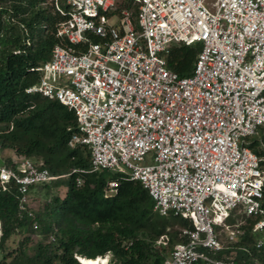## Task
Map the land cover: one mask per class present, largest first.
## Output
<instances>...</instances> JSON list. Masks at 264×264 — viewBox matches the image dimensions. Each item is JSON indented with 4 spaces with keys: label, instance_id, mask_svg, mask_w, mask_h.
Segmentation results:
<instances>
[{
    "label": "built area",
    "instance_id": "1",
    "mask_svg": "<svg viewBox=\"0 0 264 264\" xmlns=\"http://www.w3.org/2000/svg\"><path fill=\"white\" fill-rule=\"evenodd\" d=\"M64 1L62 43L27 94L75 113L70 144L89 149L90 173L140 182L156 213L193 225L164 264H237L219 258V231L230 230L232 241L244 233L228 223L233 215L257 220L264 254V158L250 147L264 130V0H126L134 8L121 11L117 0ZM181 45L201 46L188 77L169 68ZM4 160L0 192L16 190L20 212L33 217L32 188L56 177L42 160ZM118 188L109 182L106 196Z\"/></svg>",
    "mask_w": 264,
    "mask_h": 264
},
{
    "label": "trees",
    "instance_id": "2",
    "mask_svg": "<svg viewBox=\"0 0 264 264\" xmlns=\"http://www.w3.org/2000/svg\"><path fill=\"white\" fill-rule=\"evenodd\" d=\"M117 5L118 11L134 8L126 0H117ZM69 12L64 0H0V150L42 160L56 177L32 188L30 197L50 184L67 190L63 199L52 197L39 212L31 207L33 217L20 212L16 190L0 192V264H81L78 258L106 257L110 264H164L177 244L188 243L184 231L193 230V225L156 213L153 199L140 182L107 171L90 173L89 149L70 144L79 132L75 113L58 101L26 92L40 81L37 69L62 43L58 31L69 20ZM200 51V45L174 47L169 68L181 77L192 75ZM262 143L264 130L250 141L251 149L264 158ZM4 162L11 165L12 159ZM111 181H118L119 188L107 197ZM235 218L228 223L235 225ZM243 219V235L219 258L234 254L237 264H264V254L255 247L257 220ZM33 236L41 237L37 246ZM32 245L37 248L30 253Z\"/></svg>",
    "mask_w": 264,
    "mask_h": 264
},
{
    "label": "rangeland",
    "instance_id": "3",
    "mask_svg": "<svg viewBox=\"0 0 264 264\" xmlns=\"http://www.w3.org/2000/svg\"><path fill=\"white\" fill-rule=\"evenodd\" d=\"M53 0H47V2H52ZM5 154V156H9V155H12L13 154V151L12 150H6L5 152L1 151L0 150V155H3ZM4 156V155H3ZM152 157L149 155L147 158H146V162L145 164L146 165H150L152 164ZM36 189V188H35ZM66 188L64 187H60V188H56L54 187L52 184H50L48 187H46L45 189L43 190H34L32 195H31V207L34 208V210L36 212H39L41 210H43L45 204L52 198V197H60V198H64L65 195H66ZM237 223H242L243 225L246 224V222L244 221L243 218H241L240 216H237ZM217 231L220 230V228L218 227H215ZM219 235H220V240H221V243L225 246V247H228L230 245H233L234 243L238 242L239 239L237 241H232L230 239V230L226 229V228H222L220 231H219ZM19 240H21L22 238L19 237L18 238ZM33 240H34V245L37 246L38 242H40L41 240V237H35L33 236ZM32 245L31 247V250H30V253L34 252L36 250V246ZM2 254L0 253V260L2 258ZM235 256L234 254L231 255V258ZM104 262V261H103ZM102 264H110L109 263V258L107 259V262H104Z\"/></svg>",
    "mask_w": 264,
    "mask_h": 264
},
{
    "label": "bare ground",
    "instance_id": "4",
    "mask_svg": "<svg viewBox=\"0 0 264 264\" xmlns=\"http://www.w3.org/2000/svg\"><path fill=\"white\" fill-rule=\"evenodd\" d=\"M106 259V258H105ZM81 261V264H102L104 262H107V259L104 260V259H99L98 261H86L84 259H79ZM104 261V262H103Z\"/></svg>",
    "mask_w": 264,
    "mask_h": 264
},
{
    "label": "crops",
    "instance_id": "5",
    "mask_svg": "<svg viewBox=\"0 0 264 264\" xmlns=\"http://www.w3.org/2000/svg\"><path fill=\"white\" fill-rule=\"evenodd\" d=\"M3 152H5V151H3ZM4 155V156H3ZM3 155H0V157H2V158H4V159H8V158H10V159H13V158H15V156H16V154H15V152H13V154L12 155H9V156H5V154H3Z\"/></svg>",
    "mask_w": 264,
    "mask_h": 264
},
{
    "label": "clouds",
    "instance_id": "6",
    "mask_svg": "<svg viewBox=\"0 0 264 264\" xmlns=\"http://www.w3.org/2000/svg\"><path fill=\"white\" fill-rule=\"evenodd\" d=\"M79 259V258H78ZM106 259H108V257H106ZM81 263V262H80Z\"/></svg>",
    "mask_w": 264,
    "mask_h": 264
},
{
    "label": "water",
    "instance_id": "7",
    "mask_svg": "<svg viewBox=\"0 0 264 264\" xmlns=\"http://www.w3.org/2000/svg\"><path fill=\"white\" fill-rule=\"evenodd\" d=\"M79 260V259H78ZM80 261V260H79ZM81 262V261H80Z\"/></svg>",
    "mask_w": 264,
    "mask_h": 264
}]
</instances>
